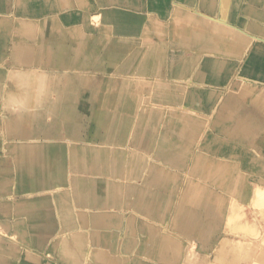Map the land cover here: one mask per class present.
I'll list each match as a JSON object with an SVG mask.
<instances>
[{
  "label": "bare ground",
  "instance_id": "bare-ground-1",
  "mask_svg": "<svg viewBox=\"0 0 264 264\" xmlns=\"http://www.w3.org/2000/svg\"><path fill=\"white\" fill-rule=\"evenodd\" d=\"M0 1L5 3L13 1L16 7L20 8V16L16 15V17L30 19L29 21L26 20L24 27L20 29L24 39L17 41L15 44L14 52H16L18 59L15 57L14 66L9 68L7 59L0 62V173L5 162L9 161L14 167V179L17 185L29 184L33 186L41 183L42 186H45L50 184L49 175L52 176L56 173L53 153H57L59 149H66L68 153L79 155L77 157L80 158H84L86 155L81 152L83 148L79 147L84 145L72 143L79 141V136H82V118L85 116V112L91 113V121H93L91 126H98L102 130L100 138L103 142L101 144H109V141H107L108 136L110 132H115L120 136V142L118 143L131 148L132 145L129 140H133L136 136L132 133L134 126L138 121H144L142 109L147 106V104L141 105L137 101L136 94L144 92L138 80L142 82L148 78L146 76H136L137 80L133 81L134 77L128 73H122V76L118 77L117 74L109 72L111 74L105 73L104 80L92 87L89 86L90 81L97 73L81 70L77 71L78 74L83 76L81 86L75 87L76 89L69 88L68 85L72 84L70 74L62 73V71H69V67L66 65L67 61L73 60L74 62L82 58L85 56V54L83 55L84 48L86 51H89V49L86 47V40L84 42L81 38H76L82 43L73 47V51H75L73 54L79 55H74L73 59L68 57L64 67H60L52 58L54 57V47L59 44L64 52L66 50L69 54L72 51L69 48V42L67 43L64 40V38L69 40V28L63 29L59 26V29L57 27L56 31L59 35L56 36L57 34L53 35L50 32L55 29V26L49 29L48 25H58V19L60 18L65 25L69 24V22L79 17L78 13L69 12V14H64L63 11L53 10V6L57 5L56 0ZM179 1L181 5L174 3L172 0H148L147 3H150V5L146 8L147 14H155L154 18L168 17V21L171 19L168 24L166 22L167 27L163 28V31L167 34L166 37L171 41L172 46L183 49V52L177 54L178 56L175 59L165 63V58H163L157 67H155L156 63L154 64L156 68L154 71H163V68H166V71L171 73L167 84L169 88L176 92L175 95L179 98H177V104L180 103L178 109H181L183 115L180 113L172 115L175 117L171 120L174 123H171L173 125H170V128L175 136H169V140L164 141L169 151H175L173 156L167 157L169 158L167 164L173 170L171 168L168 171L161 163L158 165L161 158L156 157L153 164L158 166L152 167L150 175L155 180H162L163 176H166L170 184L176 183L180 178L181 182H185L190 175L193 178L192 182H185V186L179 190L178 199L171 200L167 206V213H172V216L174 215L176 218L174 224L170 230L164 227V219L161 216L163 214L156 211L151 212L149 205L142 202L147 191L140 186L137 188L138 191L134 200H132L135 209H121V213L125 217L116 214L114 209L101 208L99 212L97 211L98 213H94V211L90 212L85 209L84 206L77 205L72 191V180H69L67 185L63 184L62 181L61 184L63 185H57V182L52 181V187L40 188L29 197H25L15 204L10 199L3 201L1 198L0 215L5 216V218L16 215L22 216V220L28 226V231H25V233L31 230L34 243L47 246L48 257H51L49 254L54 253L65 264H153V261L159 263L157 260H163L169 264H251L252 261L254 264H264V248H261V252L256 259H252L251 255L242 256L240 251L235 253L230 251L233 259H228L225 256L226 253L225 255L223 253L219 254L221 251L218 248L221 247L217 246L218 244L221 246L224 242L225 234L220 238L218 244L211 245L208 243L207 237L209 234L207 230L215 220L219 221L223 218L222 213L217 212V206H213L217 204L214 200V194L220 195L219 198L221 199L224 193H231L230 196H225L223 199L225 200V210L228 212L230 210L231 213L226 212L224 220L221 221L218 227L229 224L231 230L237 227V230L249 234L255 221L236 223L238 219H243L244 214L243 212L239 214V210H243L246 206L236 203L233 188H230L221 178L214 177L213 171L215 170L214 165L217 163L216 160L225 161L227 159L222 156L223 153L220 154L221 157H218L216 155L217 147L213 150L204 151L201 146L194 149L192 143L197 141L199 135L203 132V125L202 127L200 125L204 120H201L199 113H197L198 110L193 105L199 93L201 101L209 103V108H213L214 100L229 87L226 88L225 83L233 81L236 71H241L243 64L247 63H249V70L242 71L240 78L242 76L249 78L251 77L249 74L255 75L260 72L262 75H259V77L264 79V44H262L264 42V10L257 7L263 6L264 0H247L251 4L243 9V17L239 18H235L232 13L226 12L227 14H225L224 7L226 10L228 0H188L189 4L186 3V0ZM88 4V0H86L84 6ZM118 4H120L119 0L105 4V20L103 23L108 25L109 31L113 34H116V28H121V35H140L143 28H139L136 22L129 21L131 15L129 6ZM195 5H199L198 13H193L197 9L186 11V8H189V6L193 8ZM64 9L69 10V8ZM54 11H58L59 15L49 17ZM199 13H203L205 18L203 19ZM219 13L230 20L227 21V25H218V21H220ZM214 14L217 15L215 19L213 18ZM97 16H92V19L95 20ZM41 18H44L43 21H41ZM85 18L88 19L87 16H84V21ZM31 20H36V22L30 23ZM43 24L47 28L44 29ZM126 25H132V29L125 28ZM147 26L145 40L141 41L140 44L137 43L138 46L149 47L146 41L153 37L154 27L151 29L150 24ZM14 28L16 29V26ZM82 29L79 27L73 31L82 34ZM26 36H29L30 40H26ZM39 37L43 41L39 40ZM110 39L109 37V42ZM111 40V42L115 41ZM44 41H49V43L47 44ZM61 41L64 42L65 47H63ZM135 54V56L130 55L129 57L138 61L149 58V53L146 50ZM250 56L256 57V59H249ZM87 58L90 57L87 56ZM181 59H184V61L180 62ZM3 63L5 68L2 67ZM89 64H87L88 68L91 67ZM149 64L150 62L146 68L148 70L152 69L148 68ZM125 76L130 77L128 79L130 83L126 84V87L114 81L117 78L124 81L126 80ZM164 76L165 74L161 77ZM161 77L156 78L161 79ZM185 78L191 79L185 80ZM190 84H195L200 88V91L193 89L191 86L189 87ZM87 85L91 87L89 90L84 88ZM234 85L236 91L242 96L246 92L254 90L251 89L254 86L253 83L246 82L245 85L234 83ZM184 86L187 88H183ZM225 92H228V90ZM145 95L148 96L149 93L145 92ZM123 98H126L124 103L119 104ZM251 102L253 103V113L257 114L264 123V94L254 95ZM151 103L154 104V101ZM228 105L232 106L233 103L230 102ZM148 114L152 115L154 113L150 111ZM55 115L58 118L57 124L53 120ZM49 116L52 117L51 120ZM165 119H168V117L166 116ZM210 130H213V127H210ZM63 132L68 133L65 136ZM258 142L264 145L263 135ZM8 144L10 148H7ZM85 146L84 148H86ZM89 147L94 149L90 156L93 157V162L96 163L98 158L96 149H99L92 145ZM73 158L76 159V157ZM101 158L106 159L105 156ZM184 161L186 169L184 174L181 175L176 171L179 165L184 164ZM209 162L213 163L209 164ZM230 166L235 169L233 162ZM147 175L150 179L149 173ZM124 178L126 179V177ZM209 181L213 184V191L202 184V182ZM248 190H250V187H248ZM117 191V189H113L112 193L107 192V194H114L113 198H117ZM254 191L252 199H255V201L264 199L263 188L256 185ZM211 213L214 215L211 216ZM51 214L55 216V222H53L54 220L51 221ZM150 217L153 222L149 220ZM137 221H140L138 230L140 234L142 233V238L145 240L152 239L153 245L156 246L153 254L154 258L141 256L134 259V255L132 256L133 250H128L136 244L138 239V234L136 235V231H138L136 230ZM122 224H124V228L120 232ZM108 227H117L118 230L108 233L99 229L103 228L105 230ZM118 232L120 233L117 234ZM113 235L114 237L118 236L119 245H114L115 240L113 242L109 241V238ZM249 236L251 240L248 244L253 243V246H255L253 236H257V239L261 237V232L259 230L253 236L251 234ZM194 237L202 243L200 251L197 249L195 252H191L190 249H187L181 255V249L189 248L192 242L194 243L191 239ZM121 246L125 247L124 254L114 250V247L118 248L119 251L122 250ZM143 252L150 255L147 251ZM25 253L27 259L32 261V263L27 264H43L40 253L29 249ZM216 253H218V256H215ZM89 255L94 259H91ZM46 264H50V261Z\"/></svg>",
  "mask_w": 264,
  "mask_h": 264
},
{
  "label": "crops",
  "instance_id": "crops-1",
  "mask_svg": "<svg viewBox=\"0 0 264 264\" xmlns=\"http://www.w3.org/2000/svg\"><path fill=\"white\" fill-rule=\"evenodd\" d=\"M56 1H57V5L53 6V10L57 9L61 12L63 11L64 14H69V12H71V13L75 12V13H78L77 15L79 16L77 19L72 20L71 22H69V24H66V25L61 20V18L58 19V21H59L58 25L57 24L56 25L55 24L48 25L49 29L52 28L53 26H55V29L53 31L51 30L50 32H52L51 34H53V35L57 34L56 36L59 35L58 31H56L57 27L60 26L63 29L69 28V40H67L66 38H64V40H66L67 43L69 42V48H71L72 51L69 52V54L66 52V50L64 52V50L61 49V46L59 44L54 47L55 48L54 57H52V58H53V60L56 61V63L60 67H64V64H65L66 60L68 59V57L73 59L74 55H79V54H73L75 52V51H73V47H75L76 44L82 43V42L77 40L78 38H81L84 42L86 40V47L89 49V51H91V49L93 48V45H95L97 43L103 44V46H106V47H108L110 44L118 45L115 41H113V42L108 41L109 37L113 40L117 39L119 41L118 43H121V44H119L120 47L119 48L117 47L116 49L114 48L111 52L109 51V53L116 54V53H118V51H120L122 54V53H124V51L125 52L131 51V52H129L130 53L129 55H131V53H133L135 48L138 46L137 43L140 44L141 41L145 40L144 37H145V31L146 30H143V32H141L140 35H127V36L121 35V28H116V31H115L116 34H113V33H111V31H109V28L107 27L108 25L103 23V20H104L103 16H105V15H103V13H104V9H105V4L111 3L114 0H88L89 4L87 6H84V3L86 2V0H73L74 2L72 0H56ZM119 1H120V4H118V5H125L127 7L129 6L128 8L131 10V12H134V10L136 12L140 10L141 4H140L139 0H138V2H136L135 0H119ZM67 2H69V3H67ZM143 2L145 3L146 8H147V6L150 5V3H147L148 0H143ZM63 3H67V4L62 5ZM11 7H16V5H15V3H13V1L9 2V3H5V2L0 1V12L1 13L8 12V10ZM16 8H17L16 11L20 12V8L19 7H16ZM64 8H69V10H65ZM87 11L88 12L89 11H91V12L96 11L97 14H90ZM94 15H101L102 16L100 23H95V22L93 23L92 16H94ZM50 16H54V15H49V17ZM84 16L88 17V19L85 18L86 19L85 21H84ZM42 19H44V18H41V21H43ZM26 20L29 21L30 19L18 18L16 16H13V17L12 16H6V15L0 16V46H1L0 47V62H2L3 59L4 60L7 59V66L9 68L14 66V64H13L14 59H15V57L17 58L16 52H14L15 47H16V45H15L16 42L24 39V37L20 33V29H22L24 27V24H25L24 22ZM31 21L32 22H30V23L36 22V20H34V21L31 20ZM37 21H39V20H37ZM20 22H21V24H20ZM59 24H61V25H59ZM1 26H3V27H1ZM15 26H16V29L14 28ZM60 27H59V29H60ZM79 27L83 28L82 29L83 33L82 34L80 33L81 35L79 34V32L73 31ZM43 28L45 29V28H47V26L43 24ZM125 28L132 29V25H130V26L126 25ZM75 32H77V34H75ZM14 33H16V34H14ZM98 34H101V35L98 36ZM154 34H153V37H151L149 39V41L148 40L146 41V43H148L147 45H149V47L148 46L147 47L140 46L139 50H135L137 53H139L143 50H146L149 53V56L152 55L153 59H152V65L150 67L152 69H149V71H154L156 69L155 67H157L162 62L163 58H165V52H166V51L161 50L162 48H161V46H159L158 42H156L157 47H156V45H154L155 44V41H154L155 35ZM74 36H76V37H74ZM17 37H19V38H17ZM124 37H126V38H124ZM25 39L30 40L29 36H26ZM39 40H41L40 37H39ZM61 40H62V38H61ZM123 40L128 41V42H125ZM41 41H43V40H41ZM44 42H46L47 44L49 43V41H44ZM61 43L63 44V47H65L64 42L61 41ZM90 44H92L91 47H89ZM122 44L125 46V48L122 47V49H121ZM89 51H86V49L84 48L83 55L85 54V56L82 57V60H84L85 62H87L86 60L90 59V58H87V56H89ZM121 54H120V58L122 59ZM129 55H128V57H129ZM154 56H155V58H154ZM129 58H131V57H129ZM135 61H136V63L134 62L135 64H133V65H136L138 62V60H136V59H135ZM155 63H156V65L154 67ZM69 64L70 63L67 61V63H66L67 67H69ZM4 65L5 64L3 63L2 64L3 68H5ZM164 70H167V69L165 68V69H163V71ZM129 71H131V70H129ZM74 72L77 73V71H67V72L62 71V73H69V74L74 73ZM104 73H106V72H104ZM138 74L139 75H137V76H146L147 78L150 75L148 72H145V73L141 72ZM166 74H167V71H166ZM125 78H126V80H128V78H130V77L125 76ZM158 80L160 82L153 84V87H152V93H151L152 100L154 102H159V103L160 102L162 103L163 101L168 102L169 105L164 104L163 106L167 107V108L168 107L174 108V107H172V104L170 105V103H172V102H169V100H171V99H172V101H174V95L172 94L171 90H168L169 89L168 84L164 83L162 81L163 80L162 78L158 79ZM161 81H162V83H161ZM79 85L80 84H74V85L71 84L68 86H69V88L73 87V89H74L75 87L78 88L81 86V85L80 86ZM89 86L93 87V85H89ZM89 86L87 85L84 88L89 90L91 88ZM144 95H145V92H144ZM169 97L171 99H169ZM160 98H162V99L159 100ZM177 98H178V96H177ZM122 101H123V99H121L120 104L122 103ZM178 107L179 106L177 104V108ZM175 111L178 112L177 109ZM149 112L150 111L143 114L144 121H142V122L138 121L139 124L138 123L135 124V126L137 124L138 125L136 126V128L134 126L132 133H134V136L135 135L137 136V134H138V136L137 137L135 136L133 140H131V139L129 140V142H131V145H132L131 148L119 144L118 142H120V136L117 135L115 132H110L108 139H107V141H109L108 142L109 144H101V142H103L102 139L100 138V136H101L100 133L102 130L97 132L99 129H96V128L91 126L93 124V121H91V119H92L91 115H90L91 113L85 112L84 113L85 116H83V118H82V121H83L82 122V136H79V138H80L79 141L72 142V143H78V144L84 145V146L86 145L85 146L86 148H84V146H79V147L83 148V149H81L82 150L81 152L84 155L86 154L85 157L84 158L77 157L79 155L72 154V153L70 154V153H68V151H66V149H59L57 151V153H53L54 154L53 156H54V165H55V172L56 173L53 174L52 176L49 175L48 180L50 179L49 182L51 181V183L47 184L45 186H42L41 183L40 184L37 183L33 186L32 185L30 186L29 184H26L24 186L19 185V184L17 185V183H15L16 181L14 179V172H13L14 167H13V165L9 161L5 162V164L2 168V171L0 173L1 174V178H0V191H1L0 192V199L2 198L3 201L10 199V200H12V202L14 201V204H15L16 202L20 201L21 199H23L25 197H29V195H32L33 193H35L40 188H47V186L49 188L52 187V185H53L52 181L57 182V185H60L61 181L63 182V184L67 185L69 183V180H72V182H73L72 191H73V195H74L75 202L77 205L84 206L85 209H88L90 212L94 211V213H98L101 208H107L109 210L114 209V211H116V214L123 216V214L121 213V209H124V208L125 209L131 208L132 210L135 209V208H133L134 201H132V200H134V198L136 196L135 194L138 191L137 188H139V186H140V187H144L147 191L146 192L147 194L145 195L142 202L145 205H147V204L149 205L148 207L151 208L150 209L151 212H155V211L161 212V214H163L161 216H162V219H164V221H163L164 227L167 228L168 230H170L172 225L174 224V220H176V218L174 217V215L172 216V213L171 214L167 213V206L170 204L171 200H175L174 195H176V199H178L179 191L177 190V188H178V183L181 182V178H180V180L178 179L176 181V183L173 182L170 184V182L166 176H163L164 178L162 180H159V179L155 180L152 177V175H150V172H151L152 167L158 166L160 163L162 165H164L168 171L172 168L170 165L167 164V163H169L168 162L169 158H167V157H169L171 155L173 156L175 154V151H173V152H171V150L169 151V149L166 148L164 141L169 140V138L171 136H175V134L171 131V128H170L171 123H174L171 120L173 118L172 115L175 114V112H173V114L171 116L169 114H167L168 119L165 120L166 122L163 124H159V126L156 129L153 128L154 126H151L152 125L151 118L153 117V114L150 115V114H148ZM51 118L52 117H50V120H51ZM53 120H54V123L57 124L58 118L56 115H55V117H53ZM140 124H141V128H139ZM143 124H145V125H143ZM131 128H132V126H131ZM138 128L143 129L142 130L143 132L139 131ZM169 128H170V130H169ZM103 130H105V129H103ZM63 133L66 136V133H68V132H63ZM136 138H137V140H136ZM90 145L95 146L99 149V150L96 149V151L98 152V158H97L96 163L93 162V157L90 156V154L94 150V149H90V148H93V147H89ZM160 145H162L163 148L160 147ZM7 148H10L9 144H8ZM156 149H158V150H156ZM104 156L106 157V159L101 158ZM73 157H76V159H74ZM156 157H158L159 159L160 158L162 159V160L161 159L159 160L158 165L153 164V163H155L154 159ZM55 158H56V160H55ZM185 169H186V164L184 161V164L179 165V167H178L179 171L177 170L176 172L183 175L185 172ZM171 170H173V168ZM148 173L150 175L149 176L150 179L148 178V175H147ZM37 175L39 177L38 172H37ZM5 177H6V179H5ZM124 177H126V179ZM119 180H120V182H119ZM138 181H139V183H138ZM63 184H61V185H63ZM171 187L173 188L172 190H170ZM113 189L118 190L117 194H116L117 198H113L114 194L111 195ZM11 191H12V193H11ZM107 192H111V193L107 194ZM106 197H108L107 198L108 201L106 200ZM136 213H138V212H136ZM138 214H137V216L140 219V216H139L140 214L139 215ZM123 217H125V216H123ZM0 220H1L0 230H1L2 234L8 235L9 237H18V239H17L18 242L17 241L6 242V241H4L5 240L4 235H0V258L2 259L1 264H16V263L17 264H27V263H32V261L28 260L26 257L25 252L27 249L40 253L42 255L43 264H46L48 261H50V264H65L61 259L58 258L57 255H54V253H51V255L49 254V256H51V257H49L48 259L45 258L46 256L48 257L47 251H46L47 246L43 245V244H35L33 235L31 234V230L29 232L25 233V231H28V226H27V223L22 220V216L20 217V215H16L14 217L10 216L9 218H5V216L0 215ZM52 220H54L53 222H55V220H56V218L53 214H51V221ZM149 220L151 222H153L151 217L149 218ZM168 222H170V223H168ZM139 223H140V221H137V223H136L137 229L136 230L139 229V227H138ZM123 226H124V224H122V226L120 227V232H121L122 228H124ZM116 228L117 227H108L105 230L103 228H99V229L102 232L110 233L112 231H114V232L117 231L118 228L117 229ZM216 230L217 229L212 230L211 236L214 237L216 235ZM53 231H55V230H53ZM120 232H118L117 234H119ZM137 234H138V239L136 240V244L133 247H131L130 249H128V250H133V253H132V256L134 255L133 258L135 259V257H141V256L154 258L153 254L155 252L156 246L153 245L152 239H149V240L143 239L141 236L142 233L140 234L139 230L136 231V235ZM113 237H114V235L109 238V241L113 242L115 240L114 245H119L118 236L116 235L114 237L115 239ZM191 239H193L192 241H194V243L192 242V244L189 246V248L181 249V252H180L181 255L187 249H190L191 252H195V250L199 249L198 251H200V248H202L201 247L202 243L200 240H198L195 237L191 238ZM123 245H124V242H123ZM191 247H192V249H191ZM114 248H115L114 250L115 251L118 250V252H120V254L125 253V247H123V246H121L122 250H120V251L118 248H116V247H114ZM143 251H147V253H150V255H146V253H144ZM41 252H43V253H41ZM20 253L24 254L22 259L19 258ZM18 254H19V256H18ZM90 258L94 259L92 256H90ZM157 261L159 263L153 261L154 262L153 264H156V263L157 264H169L163 260H157Z\"/></svg>",
  "mask_w": 264,
  "mask_h": 264
},
{
  "label": "rangeland",
  "instance_id": "rangeland-1",
  "mask_svg": "<svg viewBox=\"0 0 264 264\" xmlns=\"http://www.w3.org/2000/svg\"><path fill=\"white\" fill-rule=\"evenodd\" d=\"M135 1L138 2V0H135ZM139 1L141 4L140 10L138 12L134 11V13L131 12L129 21L136 22L139 25L138 27L143 28V30H145L146 26L149 24L152 27L151 29H153L154 27L153 29L154 32H152L153 34L155 33L154 41L158 42L159 46H161L162 48L161 49L162 51H166L165 59H164L165 63L169 62V60L171 59H175L178 56L177 54L183 52V49L178 46L177 47L172 46L171 41L168 39V37H166L167 34L163 31V28L167 27V24L171 21V19L168 21V17L166 18L159 17V19L162 20L160 21L158 18L156 17L154 18L155 14L153 15L147 14V9H146V6L143 0H139ZM172 1H174V3H178V5H181L179 0H172ZM228 2L229 3H227L226 10L224 7L225 14L232 13L235 18L243 17L242 16L243 9L247 5L251 4L247 0H228ZM67 3H63L62 5L67 4ZM186 3L189 4L188 0H186ZM194 7L192 8L189 6V8H186V11L188 9L190 10L197 9V11H193V13L195 12L198 13L199 5L198 6L195 5ZM257 7L259 9L264 10V5L263 6L260 5ZM184 11H185V8H184ZM88 13L97 14L96 11H92V12L89 11ZM19 14L20 12L16 11V7H11L6 13L0 12V16L6 15V16L13 17ZM199 14H201L203 19L205 18L203 13H199ZM52 15H59V12L54 11ZM219 15H220V21H218V25H227L228 23L227 21H230V20L227 17H224L221 13H219ZM150 16H152L153 18ZM216 16L217 15L214 14L213 18L215 19ZM104 17L105 16H103V18ZM101 19H102V16L98 15L97 18L93 20V23L94 22L100 23ZM143 24L144 26L142 27ZM217 28H220V27H217ZM100 35L101 34H98V36ZM111 41L112 40L110 39V42ZM115 42L118 45L120 44L118 43L119 41L117 39L115 40ZM262 44H264V42ZM118 45L116 46L114 44H110L108 47L103 46V44H100V43L93 45V48L91 49V51H89L90 59L86 60L87 62L82 60V58L76 60L78 64L75 63L76 61L73 62V60H69V63H70L69 71L89 70L92 73H95V74L97 73L92 78L89 85L99 84L101 81H103L104 77L106 76L104 75L105 74L104 72H106L107 74H111L109 72L115 73L117 74L118 77L122 76L121 75L122 73H128L129 75L134 77L133 81L137 80L136 76L139 75L138 73L148 72L150 75L147 80L142 81V82L140 80L138 81L141 83L140 86L144 90V92H148L149 95L148 96L144 95L143 94L144 92L138 93L136 94L137 95L136 98L138 99L137 101L141 103V105L147 104V106H145L144 109H142L143 114L151 110L153 111L154 114H153V117L151 118L152 120L151 126H154L153 128L156 129L159 126V124L165 123L166 122L165 120H167L165 119V117L167 116L166 114H169L171 116L173 112H175V114L180 113L183 115V112L181 111V109H178L176 105L177 104V101H176L177 97L175 95L176 92L171 88H169L168 90L172 91V94L174 95V101H172V99L170 98L171 96H170L169 99L171 100H169V102H172L170 103V105L172 104V107L174 108L164 107L163 106L164 104L169 105L168 102H164V101L162 103L160 102L161 104L159 102H154V104L151 103L153 100L151 98L150 93H152L153 84L160 82L158 81L156 77L158 76L161 77L163 74H165V76L167 75L166 77L165 76L161 77L163 79L162 81L164 83H167L168 81L167 79H169V76L171 75V73H168L167 71V74H166V70L164 71L157 70L158 71L157 72V71H149L148 69H146L149 62H150V65L148 68H150L152 65L153 57H150V56L147 60L142 59L141 61H138L136 65H133L135 64L134 62L136 61L128 57V55L130 54L129 52L131 51H126V52L124 51V53L122 54L120 51H118V53L116 54L109 53V51L111 52L114 48H117V47L119 48L120 46ZM154 45H156V43ZM91 46L92 44L89 45V47ZM122 47L125 48L124 45H121V48ZM139 49H140V45L135 48V50H139ZM135 50L133 51V53H131V56L136 55L135 53L137 52ZM120 54L123 56L122 59H120ZM113 59H116V60L113 61ZM249 59L255 60L256 57L250 56ZM181 61H184V59H181L180 62ZM87 64H89L91 67H94V68H91V67L88 68ZM98 67H101V68H98ZM241 69H242L241 71H236V73L233 76V81H229L228 83H225L226 88L229 86L226 89L228 90V92H225L226 91L225 90L219 94V97L214 100L213 108H209V103H203L201 101L200 93L196 96L195 102L193 103V105H194V108L198 110L197 113H199L201 120H204V122H202L200 125L201 127L203 125V128H202L203 132H201V134L199 135L198 140L193 141L192 143L194 144L193 146L194 149H197V146L198 148L199 146H201V148L203 147L204 151L213 150L215 149V147H217L218 151L216 152V155L218 157H221L220 154L223 153L222 156L226 157L227 159L225 161L216 160L217 163L214 165L215 170L213 171L214 177L221 178L230 188H233L234 199L236 203L239 205L246 206L245 208H243V210L242 209L239 210V214L243 212L244 217L243 219H238L236 223H240V222L250 223V221L251 222L255 221L252 224V228L249 231V234L237 230V227L231 230V228L229 227V224L222 225V227H218L220 226L221 221L224 220V216H226V212H228L225 210L226 209L225 200L223 199L225 198V196H230L231 193L229 192L224 193L221 196V199L219 198L220 195L218 196L217 194H214V200L217 202V204L213 206H217V212L222 213L223 218H221V220L219 219V221L215 220L212 223V225L209 227V229L207 230V233L209 234L207 237L208 243L211 245L218 244L220 238L223 236V234H225L226 237L224 239V242L221 244V246L220 244L217 245L218 247H221V248H218L221 251L219 252V254L223 253L225 255L226 253L225 255L226 258L233 259V256L230 253V251H233V253L240 251L242 256L245 255L246 257V255L248 256L251 255L252 259H256L258 254H260L261 252V248H264V243H263V240H264V199H261V200L259 199L258 201H255V199H252V198L255 192L254 187L256 185L260 186V188H263V191H264V145H261L258 142L260 140V137L262 135L264 136V130H263L264 123L257 116V114L253 113V103L251 102V100L254 95L259 96L261 94H264V79L259 77V75H262V73L260 72L255 75L249 74V76H251L249 78H246L245 76H242L240 78V75L243 73L242 71L249 70V63L243 64ZM218 73L220 72L218 71ZM70 78L72 80V84L74 85V84H80L82 82L83 76L74 72L70 74ZM190 79L191 78H185V80H190ZM122 80L121 78H117L114 81L119 82L125 87H126V84L130 83L129 80H124V81ZM246 82L253 83L254 86L251 89H254V90L248 91L242 96V94L236 91V86L234 85V83H240V84L245 85ZM190 86L193 89L200 91V88L197 87L195 84H190L189 87ZM183 88L186 89L187 87L184 86ZM128 98L130 97L128 96ZM128 98L127 100L129 102ZM125 99L126 98H123V101H122L123 103ZM161 99L162 98H160V100ZM230 102L233 103L232 106L228 105ZM174 109L175 110L177 109L178 112H176ZM134 110L136 111V108ZM164 115L166 116L164 117ZM174 117L175 116H173V118ZM172 125L173 124H171V126ZM210 127H213V130H210ZM94 128L99 129L97 132L101 131V129L98 126H95ZM139 128H141V124ZM172 129H174V127H172ZM141 130L139 129V131ZM231 138H233L234 140ZM231 141H234V142H231ZM230 151L234 153H231ZM231 162L234 163L235 169H233L230 166ZM210 163H213V162H209V164ZM192 180L193 178L190 175V177H188V179L185 182H192ZM185 182L178 183V188H177L178 191L183 186H185L184 185ZM202 184L205 185V187H209L211 191H213L212 190L213 184L211 183V181L205 182V183L202 182ZM248 187H250V190H248ZM172 189L173 188L171 187L170 190ZM205 189L209 190L208 188H205ZM174 197L176 198V195H174ZM228 213L229 214L231 213L230 210ZM210 215L213 216L214 214L211 213ZM214 229H217V230H216V235L213 237L211 236V232ZM259 230L261 232V237L256 239L257 236H253V235ZM250 234L254 238V241L256 243L255 246H253V243L248 244V242L251 240V237L249 236ZM0 235H4L2 234L1 230H0ZM4 238H5L4 241L6 242L8 241L18 242L17 240L18 237H9L8 235H4ZM23 255L24 254L20 253L19 258L22 259ZM215 256H218V253H216ZM45 258L48 259L49 257L46 256ZM1 263H2V259L0 258V264ZM251 264H254L253 261Z\"/></svg>",
  "mask_w": 264,
  "mask_h": 264
}]
</instances>
